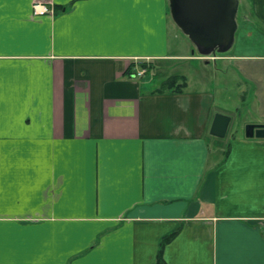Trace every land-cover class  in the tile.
<instances>
[{"label": "crops", "instance_id": "crops-1", "mask_svg": "<svg viewBox=\"0 0 264 264\" xmlns=\"http://www.w3.org/2000/svg\"><path fill=\"white\" fill-rule=\"evenodd\" d=\"M35 1L0 0V264H264V137L210 133L264 125V52H178L169 0Z\"/></svg>", "mask_w": 264, "mask_h": 264}, {"label": "water", "instance_id": "water-1", "mask_svg": "<svg viewBox=\"0 0 264 264\" xmlns=\"http://www.w3.org/2000/svg\"><path fill=\"white\" fill-rule=\"evenodd\" d=\"M171 15L178 27L192 40L199 53H224L236 39L240 0H169ZM232 117L217 112L210 128L214 136L227 135ZM247 137H264V125L248 123Z\"/></svg>", "mask_w": 264, "mask_h": 264}, {"label": "rangeland", "instance_id": "rangeland-1", "mask_svg": "<svg viewBox=\"0 0 264 264\" xmlns=\"http://www.w3.org/2000/svg\"><path fill=\"white\" fill-rule=\"evenodd\" d=\"M238 20V32H236V39L233 47L224 53L216 52L211 54L203 55L199 53V51L196 49L195 44L192 42V40L175 24H173V30L180 31V37L174 38L176 40V44L174 46L175 50L178 52H184L185 54H190V57H202L201 59H204L205 61H219L218 58L223 57L226 55V53L230 54L229 52H264V35L260 33L259 29L253 30L251 26L249 28H245L244 21H243V15L242 11H238L237 15ZM178 27V28H177ZM180 29V30H178ZM253 30V34H249V31ZM174 37V33H173ZM217 59V60H216ZM212 70H216L215 65L210 68ZM205 74H211L210 71H206ZM225 84V83H224ZM226 89H228L226 87ZM225 91V90H224ZM231 91L236 92L237 88H232ZM218 92L222 93V90H218ZM231 103H233V100L231 99ZM245 113L243 111H237L235 113V116H233V119L231 121L230 133L232 130H235L238 128L239 130H245L247 122L245 121ZM245 126V127H244Z\"/></svg>", "mask_w": 264, "mask_h": 264}, {"label": "built area", "instance_id": "built-area-1", "mask_svg": "<svg viewBox=\"0 0 264 264\" xmlns=\"http://www.w3.org/2000/svg\"><path fill=\"white\" fill-rule=\"evenodd\" d=\"M33 11L37 15H54V7L53 5H50V3H47L45 1H35L33 4ZM146 69H141L138 74L141 75L145 73Z\"/></svg>", "mask_w": 264, "mask_h": 264}, {"label": "trees", "instance_id": "trees-1", "mask_svg": "<svg viewBox=\"0 0 264 264\" xmlns=\"http://www.w3.org/2000/svg\"><path fill=\"white\" fill-rule=\"evenodd\" d=\"M170 83H173L174 85L176 84V88H180L181 90L186 86V78L183 77L182 75H174L171 79H170ZM171 237H166L162 240L161 242V247L159 250V262L162 264H166L163 258V248L164 245L166 244V242L170 239Z\"/></svg>", "mask_w": 264, "mask_h": 264}]
</instances>
